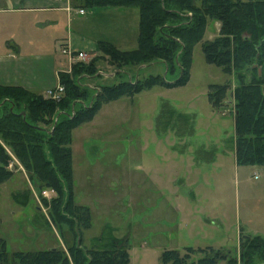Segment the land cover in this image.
Returning <instances> with one entry per match:
<instances>
[{
	"label": "rangeland",
	"instance_id": "1",
	"mask_svg": "<svg viewBox=\"0 0 264 264\" xmlns=\"http://www.w3.org/2000/svg\"><path fill=\"white\" fill-rule=\"evenodd\" d=\"M83 8V16L73 15L69 24L64 20L60 33L71 51L87 54L82 61L99 57L96 37L112 40L123 50L137 46V7H109L107 12L102 7ZM218 28L217 21L208 19L202 37L192 46L186 84L155 85L103 103L90 121L72 130L74 203L88 207L90 213L89 227L75 223L80 230L77 238L66 223L58 226L50 221L56 192L36 188L5 146L13 174L0 183V238L9 253L66 250L78 245L79 237L78 246L89 249L103 227L110 225L115 236L128 238L131 264H162L163 251L184 254L186 247H193L187 254L191 264L204 255L196 249L208 246L235 256L240 264V236L264 238V164L235 161L231 90L237 77L206 62L202 50ZM68 54H61L62 62ZM97 69L98 76L84 80L90 86L165 75L160 62L130 65L115 74V68L99 58ZM166 78L171 79L168 74ZM226 83L231 87L227 104L212 108L208 86ZM95 92L92 88L89 96ZM42 191L48 192L45 200ZM14 192L22 199L27 196V204L14 201Z\"/></svg>",
	"mask_w": 264,
	"mask_h": 264
},
{
	"label": "trees",
	"instance_id": "2",
	"mask_svg": "<svg viewBox=\"0 0 264 264\" xmlns=\"http://www.w3.org/2000/svg\"><path fill=\"white\" fill-rule=\"evenodd\" d=\"M82 7H137L139 11L137 46L123 50L114 43L97 41L99 57L77 60L69 71L59 73L62 91L50 96L20 86L0 85V183L13 174L8 168L12 154L27 172L36 188H52L50 221L66 223L75 238L80 236L75 223L90 226L88 207L74 203L71 133L90 121L103 103L132 96L155 85L175 87L189 79L192 46L203 35L208 19L219 23L218 33L202 45L206 62L235 73L238 83L232 88L234 100L233 149L237 164H264V0H80ZM105 58L115 74L127 66L163 63L165 75H150L113 85H89L84 81L99 75L97 61ZM171 79L167 80L166 75ZM246 76L248 79L246 80ZM94 86V87H93ZM97 89L89 96V90ZM230 85L210 84L207 97L214 109L227 104ZM89 99L87 103H84ZM15 167L17 165H14ZM21 196V193H20ZM14 201L25 205L18 192ZM41 198L44 199L41 195ZM45 200V199H44ZM63 212L73 218L70 220ZM127 237H117L105 225L94 246L79 244L36 251L6 250L0 238V264H131ZM193 247L165 250L162 264H187ZM204 255L191 264H237V258L211 246L197 248ZM240 264H264V238L242 234L239 238Z\"/></svg>",
	"mask_w": 264,
	"mask_h": 264
},
{
	"label": "crops",
	"instance_id": "3",
	"mask_svg": "<svg viewBox=\"0 0 264 264\" xmlns=\"http://www.w3.org/2000/svg\"><path fill=\"white\" fill-rule=\"evenodd\" d=\"M78 1L0 0V85L20 86L43 95L60 85L59 73L69 71L77 61L69 53L62 62L64 48L73 54L77 51L70 50L69 41L60 33L65 29L64 20L69 24L73 15L85 14Z\"/></svg>",
	"mask_w": 264,
	"mask_h": 264
},
{
	"label": "built area",
	"instance_id": "4",
	"mask_svg": "<svg viewBox=\"0 0 264 264\" xmlns=\"http://www.w3.org/2000/svg\"><path fill=\"white\" fill-rule=\"evenodd\" d=\"M79 11H80V12H83V9H79ZM63 50L66 51V52H68V53H70L71 57H72V58H75V59H77V60H81V59H83V58L86 56V54H85L83 51H77L76 53L73 54L72 52L68 51V49H66V48H64ZM62 90H63V89H62V86L58 85V86L55 87L54 89L49 90V91L47 92V95H50V96H56V95L60 94V92H61ZM12 166H13V162L10 161V162L8 163V168H12ZM42 194H43L44 197H48V192H47V191H42Z\"/></svg>",
	"mask_w": 264,
	"mask_h": 264
}]
</instances>
